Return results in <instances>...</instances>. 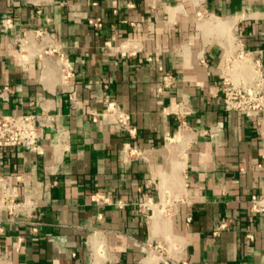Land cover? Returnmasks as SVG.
Wrapping results in <instances>:
<instances>
[{"label":"crops","instance_id":"crops-1","mask_svg":"<svg viewBox=\"0 0 264 264\" xmlns=\"http://www.w3.org/2000/svg\"><path fill=\"white\" fill-rule=\"evenodd\" d=\"M231 37L264 70V0H0V114L45 122L41 152L0 146L26 204L0 212V264H264V124L217 87ZM159 66L177 79L156 95ZM107 98L133 133L93 120ZM164 182L180 199L150 217L137 202Z\"/></svg>","mask_w":264,"mask_h":264},{"label":"built area","instance_id":"built-area-1","mask_svg":"<svg viewBox=\"0 0 264 264\" xmlns=\"http://www.w3.org/2000/svg\"><path fill=\"white\" fill-rule=\"evenodd\" d=\"M41 4V1H37ZM198 16H202V12H198ZM89 23L99 28L103 25L101 18H91ZM5 25H11V20L4 21ZM39 34H42L39 31ZM230 43L224 44V52L222 59V67L220 80L217 87L223 94L225 109L228 111H241L248 117L254 119L257 125L264 124V70H263V50H251L246 48L236 37H231ZM120 52L123 56L127 55L125 46L122 44ZM148 61H152V56H146ZM208 64L206 60H202ZM163 72L162 83L155 90L156 95L164 93L170 89L176 82L177 76L172 72H164V67L159 66ZM8 88L5 87L1 92V96L7 95ZM178 108L180 104L177 105ZM93 120L96 122L99 117L104 123L111 124L118 129H126L131 133L134 129L131 127L128 115L119 105L112 99H106V106L102 112H93ZM45 122L43 117L35 113H26L19 115L0 114V146L1 147H26L30 150L41 152L43 149L42 137ZM187 129L185 121H181V131ZM127 159L133 157H141L146 151L128 144L124 149ZM261 166V165H260ZM20 175H6L0 173V212H6L10 217L15 216L25 207V201L18 200L14 196L13 188L22 182ZM92 200L99 205L110 204V197L107 194L94 193ZM179 197L175 191L167 188L155 198L150 192L142 191V196L137 202L142 210L149 211L150 217L154 214H169L178 204ZM264 198L253 196L252 207L253 212L264 211ZM119 206L127 205L126 202H117ZM159 214V213H158ZM191 221V217H188ZM225 227L221 224L214 234ZM36 230V228H35ZM22 238L19 239L21 241ZM158 249H164L163 246H157ZM173 264H188L186 261H173Z\"/></svg>","mask_w":264,"mask_h":264},{"label":"bare ground","instance_id":"bare-ground-1","mask_svg":"<svg viewBox=\"0 0 264 264\" xmlns=\"http://www.w3.org/2000/svg\"><path fill=\"white\" fill-rule=\"evenodd\" d=\"M227 43H230V39H228ZM180 139L181 138H178V140L177 139H172L171 140V143H174L176 141H179ZM162 190H163L164 193L166 192V190H167V183L166 182L163 183ZM158 213H160V212L158 211ZM156 216H157V214H156Z\"/></svg>","mask_w":264,"mask_h":264}]
</instances>
